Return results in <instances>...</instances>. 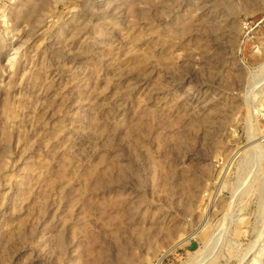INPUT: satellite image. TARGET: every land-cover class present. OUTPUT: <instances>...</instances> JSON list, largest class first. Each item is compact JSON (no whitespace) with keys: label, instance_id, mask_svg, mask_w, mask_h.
<instances>
[{"label":"rangeland","instance_id":"rangeland-1","mask_svg":"<svg viewBox=\"0 0 264 264\" xmlns=\"http://www.w3.org/2000/svg\"><path fill=\"white\" fill-rule=\"evenodd\" d=\"M263 94L264 0H0V264H264Z\"/></svg>","mask_w":264,"mask_h":264},{"label":"built area","instance_id":"built-area-1","mask_svg":"<svg viewBox=\"0 0 264 264\" xmlns=\"http://www.w3.org/2000/svg\"><path fill=\"white\" fill-rule=\"evenodd\" d=\"M244 28L248 29L247 25L244 26ZM252 109L255 118L264 123V97H261V99L258 100V103L255 106H253Z\"/></svg>","mask_w":264,"mask_h":264},{"label":"bare ground","instance_id":"bare-ground-1","mask_svg":"<svg viewBox=\"0 0 264 264\" xmlns=\"http://www.w3.org/2000/svg\"><path fill=\"white\" fill-rule=\"evenodd\" d=\"M263 82V81H262ZM257 93V92H256ZM252 134V133H251ZM251 134H250V136H251ZM261 137H264V132L261 134ZM252 261V264H255V260H251Z\"/></svg>","mask_w":264,"mask_h":264}]
</instances>
